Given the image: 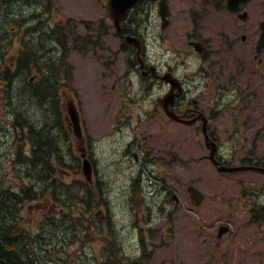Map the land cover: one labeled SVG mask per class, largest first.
<instances>
[{
	"label": "flooded vegetation",
	"instance_id": "flooded-vegetation-1",
	"mask_svg": "<svg viewBox=\"0 0 264 264\" xmlns=\"http://www.w3.org/2000/svg\"><path fill=\"white\" fill-rule=\"evenodd\" d=\"M167 3V26L161 31H170L166 36L167 42L186 47L183 51V73L169 63L164 66L154 63L147 52L143 18L151 15L153 7H157L158 12V2L152 0H143L135 6L121 33H113L120 40L117 47L106 50L109 55L104 63V66L108 65L105 76L113 81L111 89L105 91L109 96L107 100L114 98V93L118 92L120 104L111 106L110 101L107 102L104 112L110 132L102 137L107 136L108 149L112 154L118 142L124 145L118 149H121L123 159L117 160L116 171L111 169L107 177L113 174L115 181L127 179L125 187L122 186L119 192L109 186L104 189L103 182L101 187L95 164L99 145L90 137V133L100 134L89 127L96 122L93 115L85 124L80 116L77 128L66 117V122L59 127L58 138H64L71 145L74 143L78 161L85 159L91 167L84 185L74 188L78 193L71 200L73 210L81 206L87 214L86 217L84 214L76 217L81 219L79 222L73 219L74 243L84 244V238L93 235L95 228L98 233L106 234L107 246L111 244L113 250L116 247L114 256L128 258L122 264H166L158 261L155 253L160 248L174 246L175 238L172 234L164 235L157 243V226L172 229L174 225L172 210L178 205L172 207L170 203L174 201L177 204L178 198L173 193L172 179L168 182L167 177L173 172L169 166L176 158L170 156L171 159H167L168 148H164L165 157L151 158L149 149L145 147L147 136H153L160 127L163 131L158 133L161 136L159 141L169 140L171 147L175 134L176 141L185 146L188 161L194 164L207 161L215 168L219 179H216L212 203L217 223L214 247L218 260L223 264L228 260L230 264H264V185H258L262 176L256 177L254 182L244 181L236 185L238 181L235 177L242 172L231 174L218 170L219 165L227 168L237 166L231 163L236 161L232 154L223 150L222 146L229 142V138L237 143L242 140V128L233 122L241 114L235 103L243 101L242 82L248 79L264 81V44H260L264 33V0H231V8L227 0H181L180 3L167 0ZM159 20L161 22L160 17ZM126 36L137 38L138 46H134V41L126 44L123 39ZM121 55H127V63L120 74ZM110 68L115 71L112 76ZM130 74L137 77L135 83ZM165 77L176 78L175 84L180 87L169 106L176 116L175 120L159 105V100L165 95L178 91L172 89V83L167 82ZM227 119L231 121L230 125L224 126L223 121ZM242 127L251 134V124ZM263 133L264 123L261 136ZM213 160L219 164H214ZM247 161L257 163L251 157ZM226 183L234 185H224ZM190 186L198 189L194 183L186 185V202L200 208L205 199L196 204L197 199L192 200L187 192ZM110 198L130 202L131 215L114 218L115 213L110 214V211L118 207L110 205L113 201H109ZM104 208L106 215L103 214ZM156 210L163 214L156 217ZM127 212L125 209L122 213L125 215ZM115 225L121 227V232L127 233L131 244L127 246L128 254L124 253L122 246L117 248L118 240H111L117 236L112 229ZM80 226L84 227L82 231ZM181 246L183 248V241ZM184 251L182 249L183 254Z\"/></svg>",
	"mask_w": 264,
	"mask_h": 264
},
{
	"label": "rangeland",
	"instance_id": "rangeland-1",
	"mask_svg": "<svg viewBox=\"0 0 264 264\" xmlns=\"http://www.w3.org/2000/svg\"><path fill=\"white\" fill-rule=\"evenodd\" d=\"M2 1L4 0H0V2ZM180 1L177 0L178 3ZM8 2L0 5V26L4 24L2 30L7 33H0V39L3 42L1 43L6 45L4 54H0L2 56V58L0 57V66L3 62H11L13 60V56L18 52L22 44L21 39L24 37V30L17 28V25L12 20L13 18L7 22L3 19L6 13H10L11 9L14 14L20 13L28 17L25 23H23V29L38 23H42L44 31L47 32L56 25L65 26V32L68 36V59L66 58L65 61L71 67L72 82L70 87L67 86L60 91L61 105L64 112L63 116H65L66 103L73 100L76 101L75 103L80 111L81 122L83 124L86 123L89 116L93 115L95 117L96 122L92 124L93 127H89L94 133L101 134L93 135L90 133L91 139L99 145L98 149L100 151L98 155L96 154L95 164L100 175L101 187L103 188L104 186V189L112 187L113 190L118 189L116 192H119L122 186L123 188L125 187L127 179L122 181L119 178L115 181L113 174L108 177L107 174L111 172V169L115 168L116 171V167L118 166L117 160L123 159L121 158V149L124 145L122 146V142H118L117 149L112 154L108 149L107 136L102 137V135L110 132V124L104 112L105 106L108 105L107 102L110 101L111 106H118L120 104V99L117 98L118 92L114 93V98L107 100L109 96L105 91L111 89L113 81L111 78L106 79L107 75L105 76V70L108 68V65L104 66V63H106L105 60H107L109 55L106 50L109 48L115 49L117 47L116 44L120 40L113 36L114 30L112 28L109 30L110 34L108 33L102 35L97 40H92L97 41L98 45H87L82 39L86 34L85 23H91L93 27L96 26L95 29L98 28V21L103 20L104 23H111L106 7L107 0H8ZM143 22L146 27L145 32L147 33V52L154 63L160 66L169 63L173 67H177L179 73H183L184 64H182V60H184L183 54L185 53L183 51H186V47H183L181 44L174 46L170 42H167L166 36L170 31H161L157 7H153L151 15L144 17ZM99 29L102 30V28ZM46 35L51 36L48 33ZM49 37H45L47 41L50 40L46 48L42 49L45 51L39 54L44 57V54L47 53L51 55V61L53 60L55 62L61 56L60 47L54 40L53 44ZM31 46H33L32 43H30ZM48 47L49 52L46 51ZM121 58L123 62L118 67V73L120 74L123 71L124 64L127 63V55H121ZM110 70V76L114 75L115 71L113 68H110ZM44 71L48 75L49 70L47 67H44ZM129 77L134 83L137 81V77L134 74H130ZM61 82L66 83L64 79ZM242 83H244L241 85V94L244 96L243 101L241 103H239L240 101L235 103V106L239 108L238 110L241 114H239L240 116H238L237 121L233 120L235 125L238 123L242 128V140L240 143H237L235 140L232 141L229 138V142H225L222 146L223 150H228L232 154V158L236 161H232L231 163L235 165L242 164L243 159L250 157L255 161H264V133L261 136V126L264 123V81L259 82L256 79H248L247 82L243 81ZM2 86L0 80V87ZM22 86L24 87L25 84L22 82L16 83L13 89L16 90L15 93L22 89ZM228 97L229 99L231 98V96ZM9 106L11 107V105ZM9 110L8 105L3 104L0 100V174L9 176V180H7L9 181L8 185L10 183L18 185L20 180L17 179L16 175H19L17 173L21 169V165L12 163L13 149H16V145L21 142L20 139L25 138V136L21 135L18 129L12 127V115L8 112ZM230 122L228 119L224 120L223 125L229 126ZM245 124H251V134H249L247 129L242 127ZM56 127L59 129V126L55 125L54 128ZM56 129H54V137L58 138L59 132ZM162 131L159 127L158 132L156 131L153 136H147V146L145 147L149 149L151 158L161 157V155L165 157L164 148H168V151H170V153H167V159H171L170 156L176 158L172 160L169 166V169H173V172L167 178L168 182H170V178L172 179L173 193L178 198V203L176 204L172 201L170 206L178 205V207L172 210L174 219L172 229H168L166 226H161L162 228L157 226V243L160 237L164 238V235L172 234L175 238L174 246L158 249L160 251H156L155 257L158 261H164L166 264H223V261L218 260V254L214 247L217 223L212 198L216 179L218 178L215 168L207 161L197 164L188 161L185 157V146L176 141L175 134L171 147L168 143L169 140L162 139L159 141L161 136L158 133ZM24 133H26L25 130ZM58 139L59 144L56 148L59 152L56 151V153L61 158V164L56 165V176L65 184L72 185L76 179L78 180L81 177L79 169L80 162L77 159L78 154H74V143L71 145L70 142H67L62 137ZM140 143H142V140H140ZM120 147L121 149L118 151ZM200 171L202 172L201 176H199ZM259 176L258 173L252 171L249 173H240L235 177V180L238 181L236 185H241L244 181H249V183L250 181L254 182L255 178ZM260 180L262 182H259L258 185H264V176ZM239 181L242 182L239 183ZM188 183L197 185L198 189L205 195V203L200 208L193 207L190 203L187 204L186 202L184 190ZM224 185L229 186L234 185V183H226ZM247 186H250V184H247ZM56 194H59L57 197L59 200H62L60 194H63V192H59L58 190ZM111 200L113 198H110L109 201ZM51 203H54V200H50L49 195L45 193L40 196L39 200L27 202L23 206L21 217L28 224L32 234L37 232L39 223L49 214ZM110 205L118 207V209L116 208L110 211V214L115 213L113 215L114 218L122 219L125 216L128 217L131 215L130 210L132 204L130 202H122L120 199H115L110 202ZM58 207L53 208L51 212H55ZM70 208L72 210V207ZM125 209L129 212L124 215L122 212ZM96 211L97 209L94 210V213ZM142 212L143 210L140 211V213ZM83 214L85 217L87 216L85 209L80 206L73 211L72 216L74 217L73 219H78L76 217H82ZM103 214L106 215L105 208ZM162 214L159 213V210H156V217ZM94 216L98 217L97 215ZM70 218L67 221L55 220L56 224L59 225L56 228L61 229V232L64 233L55 240L64 245L56 256V260H53L50 264H122V261L128 260V258L118 259L117 256H114L116 247L113 250L111 244L107 246L106 234L102 232L98 233L95 228H93V235L84 238L85 245L79 242L75 244L72 240L73 219L70 220ZM69 221L70 223H68ZM79 221L81 219H78ZM83 228V226H80L79 230L82 231ZM119 228H121L119 225L112 226L114 234L117 236L111 238V240L112 242L115 239L118 240L116 244L117 248L119 249V246H122L124 253L128 254L126 250L127 246L131 245L129 244L130 240L127 237V233L125 231L121 232ZM77 238L81 239L83 237L77 236ZM182 241L183 248L181 246ZM104 247L105 250L103 249ZM182 249L186 251H184V254ZM84 250L86 251L84 252ZM226 264H230V261L228 260Z\"/></svg>",
	"mask_w": 264,
	"mask_h": 264
},
{
	"label": "trees",
	"instance_id": "trees-1",
	"mask_svg": "<svg viewBox=\"0 0 264 264\" xmlns=\"http://www.w3.org/2000/svg\"><path fill=\"white\" fill-rule=\"evenodd\" d=\"M4 2L1 4H5ZM27 18L24 14H14L12 9L3 18L5 22L12 19L18 29L24 30L22 44L13 60L3 62L0 66V78L3 82L0 100L10 108L8 112L12 115V127L18 129L25 138H21L16 149H13L12 163L21 165L17 173L19 175H16L20 180L18 185H8L9 176L0 174V264H50L56 260L64 244L55 239L64 233L56 228L59 225L55 220L67 221L72 216L71 200L78 193L74 188L84 185L83 178L69 185L56 176V165L61 164V158L56 153L59 139L54 137V129H60L54 126L61 127L64 122L59 90L70 87L72 82L71 67L65 61L68 53L65 26L56 25L47 32L42 23H38L23 29ZM85 24L88 33L82 39L87 45L94 43L91 40L92 32L105 33L99 29L102 25L95 29L96 26L93 27L91 23ZM2 26L0 33L7 34ZM103 27L108 28L107 25ZM45 37L51 38L53 44L54 41L59 44L61 56L55 62L51 61V55L46 53L42 57L39 54L45 51L42 49L50 42ZM1 42L0 39V54H4L6 45ZM30 43L33 46L30 47ZM46 51L49 52V47ZM0 57L2 58L1 55ZM44 67L49 70V76ZM31 77L35 79L32 82ZM63 79L66 83L61 82ZM18 81L25 86L15 93L16 90L13 89L16 83H20ZM58 190L63 192L60 194L62 200L57 197ZM45 193L50 200H54L49 209L62 205L55 212L49 210V214L39 223L37 232L32 234L21 217L22 208L27 202L39 200Z\"/></svg>",
	"mask_w": 264,
	"mask_h": 264
},
{
	"label": "water",
	"instance_id": "water-1",
	"mask_svg": "<svg viewBox=\"0 0 264 264\" xmlns=\"http://www.w3.org/2000/svg\"><path fill=\"white\" fill-rule=\"evenodd\" d=\"M141 1L142 0H107V8H108V10H109V12L113 18L114 26L118 30L121 28L120 24H121V22H123L126 19L131 8L136 6L137 4H139ZM153 1H156V0H153ZM230 2H231V0H228V7L229 8H231ZM166 13H167L166 0H159V14H160L162 21H163V24H162L163 29L167 25L165 22L166 21ZM124 40L127 44H130V43H132V41H134V46H136V47L138 46V43H139V40L137 38L125 37ZM263 41H264V34L262 37V42ZM166 80L171 81L173 88L176 87L174 82L172 80H170L168 77H166ZM178 93L168 94L162 100L159 101L160 105H162L164 107L166 114L169 117H172L174 120H175L176 116L169 110V106L172 104L174 97L177 96ZM68 112H69V115L71 117L72 122L75 123V128L78 127L77 126V114L74 112V110L72 108H69ZM213 153H214V151L212 150V156H213ZM215 163L217 164V162H215ZM218 170L219 171H227V172H231V173L253 170V171H258V172L264 173V168H258V167H254V166H242V167H235V168H227L225 166H220L218 168ZM83 171H84L85 175H89L90 166H89L88 162H86V161H84ZM188 192H189V195H190L192 200H194L195 198L197 199L196 204H199L204 198L203 195L198 190H196L192 187L188 188Z\"/></svg>",
	"mask_w": 264,
	"mask_h": 264
},
{
	"label": "bare ground",
	"instance_id": "bare-ground-1",
	"mask_svg": "<svg viewBox=\"0 0 264 264\" xmlns=\"http://www.w3.org/2000/svg\"><path fill=\"white\" fill-rule=\"evenodd\" d=\"M8 83V82H7ZM64 141V140H63ZM17 167V166H16ZM19 168V167H18ZM23 170V169H22ZM150 187V186H149ZM142 194V193H141ZM22 204V203H21Z\"/></svg>",
	"mask_w": 264,
	"mask_h": 264
}]
</instances>
